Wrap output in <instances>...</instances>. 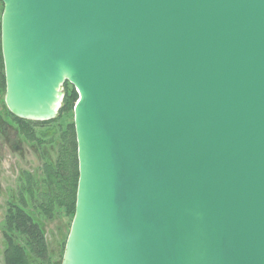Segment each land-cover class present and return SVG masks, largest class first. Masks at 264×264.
Listing matches in <instances>:
<instances>
[{"label": "water", "instance_id": "obj_1", "mask_svg": "<svg viewBox=\"0 0 264 264\" xmlns=\"http://www.w3.org/2000/svg\"><path fill=\"white\" fill-rule=\"evenodd\" d=\"M0 1L8 110L79 95L61 264H264V0Z\"/></svg>", "mask_w": 264, "mask_h": 264}, {"label": "trees", "instance_id": "obj_2", "mask_svg": "<svg viewBox=\"0 0 264 264\" xmlns=\"http://www.w3.org/2000/svg\"><path fill=\"white\" fill-rule=\"evenodd\" d=\"M0 5L1 105V102L5 100L6 77L1 41L4 4L0 1ZM64 85L71 88L66 89L62 104L53 119L45 121L22 119L8 110L11 119L18 126L20 134L26 141L37 143L40 148L53 144L56 152L52 158L42 156V175L38 179L31 172H23L15 192L16 196L7 202V213L3 226L5 264H45L50 261L46 233L41 222L37 220L35 211L47 218L64 214L69 218V226L75 215L79 162L73 112L79 95L68 81ZM40 124L51 125L48 131L50 139L45 138L36 130V125ZM61 263L62 259L58 264Z\"/></svg>", "mask_w": 264, "mask_h": 264}, {"label": "rangeland", "instance_id": "obj_3", "mask_svg": "<svg viewBox=\"0 0 264 264\" xmlns=\"http://www.w3.org/2000/svg\"><path fill=\"white\" fill-rule=\"evenodd\" d=\"M2 2V1H1ZM3 3V2H2ZM1 8V5H0ZM71 84V83H70ZM66 87L63 84L65 95ZM64 97V96H63ZM63 100V98H62ZM62 101L60 102V106ZM59 106V107H60ZM74 113V112H73ZM50 124L36 125V130L49 138L48 131ZM43 148V149H42ZM55 145H45L39 147L37 143L26 141L20 134L18 126L11 119L5 100L0 105V264H5L4 250L5 237L3 226L7 213V202L13 200L17 191L19 179L24 171L31 172L37 179L42 175V156L52 158L55 155ZM43 153V154H41ZM35 216L39 220L46 233L49 247L50 261L45 264H58L63 257L65 242L70 231L68 220L64 214L47 218L43 214L35 211Z\"/></svg>", "mask_w": 264, "mask_h": 264}]
</instances>
